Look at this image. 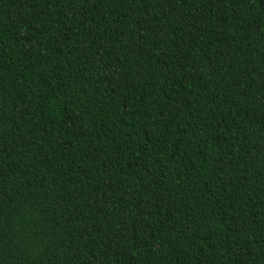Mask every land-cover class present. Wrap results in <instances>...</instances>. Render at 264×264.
<instances>
[{"label":"trees","instance_id":"16d2710c","mask_svg":"<svg viewBox=\"0 0 264 264\" xmlns=\"http://www.w3.org/2000/svg\"><path fill=\"white\" fill-rule=\"evenodd\" d=\"M0 264H264V0H0Z\"/></svg>","mask_w":264,"mask_h":264}]
</instances>
